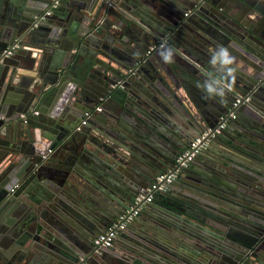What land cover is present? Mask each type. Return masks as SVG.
<instances>
[{
  "label": "water",
  "instance_id": "obj_1",
  "mask_svg": "<svg viewBox=\"0 0 264 264\" xmlns=\"http://www.w3.org/2000/svg\"><path fill=\"white\" fill-rule=\"evenodd\" d=\"M165 39L179 52L173 64L158 54ZM217 45L236 57L224 103L196 87L215 71ZM158 81L187 103L182 120L166 115ZM231 110L143 206L152 215L125 253L114 245L94 253L93 237ZM241 209L264 212V0H0V235L36 257L24 261L4 237L0 264L224 261L214 242L224 232L215 227L206 240L194 226L207 217L238 225Z\"/></svg>",
  "mask_w": 264,
  "mask_h": 264
},
{
  "label": "flooded vegetation",
  "instance_id": "obj_2",
  "mask_svg": "<svg viewBox=\"0 0 264 264\" xmlns=\"http://www.w3.org/2000/svg\"><path fill=\"white\" fill-rule=\"evenodd\" d=\"M243 211L244 209H241L242 219L238 225H234L229 221L218 223L217 220L207 217L206 219H209L211 223L203 224V226L198 228L194 226L197 234L204 236L206 240L211 236V233H214L215 227L220 228L224 232V234H219L220 238L214 242L217 243L218 251L215 250L216 254L222 255L226 259L223 258L224 261H217V257L215 258L214 256L206 258L197 256L196 260L198 262L202 264H264V212H259V210L255 209L249 210V212L246 210V213ZM229 234L233 235V237L231 238ZM240 234H242L241 238L239 237ZM236 236L241 241L234 238ZM115 243L116 239L113 244ZM126 248L123 253H125ZM194 248L199 249V246L196 245ZM196 249H194L195 252L197 251ZM130 254L134 255L131 252ZM188 261L191 263H188ZM178 262L179 264H192L194 261L191 255H188L187 258L180 257Z\"/></svg>",
  "mask_w": 264,
  "mask_h": 264
},
{
  "label": "built area",
  "instance_id": "obj_3",
  "mask_svg": "<svg viewBox=\"0 0 264 264\" xmlns=\"http://www.w3.org/2000/svg\"><path fill=\"white\" fill-rule=\"evenodd\" d=\"M56 3V2H55ZM55 3L53 5H55ZM49 13V10L45 12ZM119 87H123L122 83H118ZM115 87V84L112 85ZM240 102V97L236 98L233 102V107H236ZM96 110H101V106H96ZM33 114H38V111H33ZM84 118L80 124L84 123L85 120L91 115L90 112L84 113ZM235 117L234 111L231 110L227 114L220 116V121L213 128H207L200 136L191 139L187 147L176 156L172 167L160 174L149 183L145 189V193H141L136 197L134 204L121 214L116 219L112 220L106 228L100 233L96 234L92 239L93 252L98 253L100 249L111 247L119 234L131 223L136 216L140 214L143 206L151 202L156 196L163 194L167 189L168 184L171 183L179 174L180 168L186 166L189 162L195 159L197 155L206 147L210 140V137L214 136L215 133L220 132L229 120ZM78 128V127H77ZM50 150H48L49 152ZM46 158V155H43ZM73 264H82V260Z\"/></svg>",
  "mask_w": 264,
  "mask_h": 264
},
{
  "label": "clouds",
  "instance_id": "obj_4",
  "mask_svg": "<svg viewBox=\"0 0 264 264\" xmlns=\"http://www.w3.org/2000/svg\"><path fill=\"white\" fill-rule=\"evenodd\" d=\"M158 54L165 64H173L179 52L165 39L160 45ZM235 64L236 57L228 47L217 45L213 49L209 65L215 71L205 78L203 83L197 82L196 84L197 88L203 90L206 99H217L220 103L225 102L227 94L233 90L236 83Z\"/></svg>",
  "mask_w": 264,
  "mask_h": 264
},
{
  "label": "crops",
  "instance_id": "obj_5",
  "mask_svg": "<svg viewBox=\"0 0 264 264\" xmlns=\"http://www.w3.org/2000/svg\"><path fill=\"white\" fill-rule=\"evenodd\" d=\"M22 53H24V52H22ZM166 82V81H165ZM165 82H161V81H158V83H159V85H157V84H155V83H153V85H156V87L158 88V90L161 92V93H163V95H164V97H165V101H167L166 103H165V106H163V107H165L166 109H167V113H166V115H168L170 118H173L174 120H176V121H179V120H182V118L184 117V116H186V106L188 107V105H186L187 103L185 102V101H181V102H178V101H176V99L175 98H178V95L176 94V91L175 90H173L171 87H170V85H169V83H165ZM198 98H200L201 99V97L199 96ZM200 101L199 99H194V101ZM102 103L103 102H100L97 106H101L102 105ZM200 103V102H199ZM203 106V105H202ZM96 108V107H95ZM94 108V112H96V114H101L102 112H103V109H102V111L101 112H98V111H96V109ZM33 111H37V110H33ZM91 113V112H90ZM180 113L181 114H183V115H180ZM34 115H36V114H34ZM217 149H220V146L219 145H217V147H216V149L215 150H217ZM172 167V166H171ZM171 167H169L168 169H170ZM167 169V170H168ZM144 210H142L141 212H140V214H139V216L142 214L143 216H141L140 218H143V219H140L139 220V224L138 223H135V221L134 222H132L131 224H132V226H130V231H131V235H128L126 238H123V239H121V238H117L116 239V245L115 244H113L114 246H116V248L118 249L119 248V251L120 250H124L126 247H127V245L128 244H132L133 242H132V240H133V238L135 237L134 235H135V233L136 232H140L141 230H142V228H143V222H147L148 221V218H150V216L152 215H150V214H148V213H145V215H144ZM144 217H145V219H144ZM2 222V221H1ZM141 223V224H140ZM145 224V223H144ZM0 226H2V225H0ZM0 236H2V237H0V244H2L1 242V240H2V238H4V237H6V239H5V242L7 243V246L5 247L7 250H10L11 249V247L12 248H14L13 250L15 251V252H18V253H20V252H22L23 254H25V258L23 259L24 261H27V259H28V262H32V261H34L35 259H36V257L35 256H27L28 255V248H29V246H27V245H24L23 247H17L18 245H16V243H15V241L13 240V239H11V238H9V236H8V234L7 233H5V232H3V234H1ZM7 239H9V240H7ZM26 247H28V248H26ZM19 248V249H18ZM26 252V253H25ZM15 254V253H14ZM16 255V254H15ZM21 262H23V261H21ZM45 262V259L44 260H42L41 261V263L40 264H43ZM34 263V262H33ZM33 263H30V264H33ZM113 264H118L117 263V261H113L112 262ZM23 264H25L24 262H23ZM29 264V263H28Z\"/></svg>",
  "mask_w": 264,
  "mask_h": 264
}]
</instances>
